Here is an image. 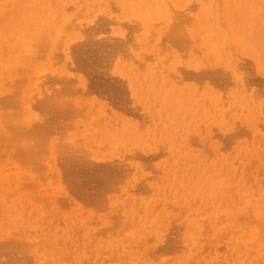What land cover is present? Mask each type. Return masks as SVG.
<instances>
[{
	"label": "bare ground",
	"instance_id": "1",
	"mask_svg": "<svg viewBox=\"0 0 264 264\" xmlns=\"http://www.w3.org/2000/svg\"><path fill=\"white\" fill-rule=\"evenodd\" d=\"M0 264H264V0H0Z\"/></svg>",
	"mask_w": 264,
	"mask_h": 264
}]
</instances>
